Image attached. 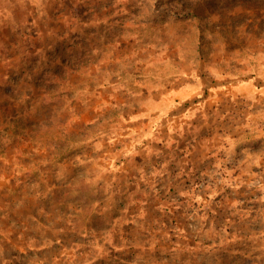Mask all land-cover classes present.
I'll use <instances>...</instances> for the list:
<instances>
[{"label": "rangeland", "instance_id": "1", "mask_svg": "<svg viewBox=\"0 0 264 264\" xmlns=\"http://www.w3.org/2000/svg\"><path fill=\"white\" fill-rule=\"evenodd\" d=\"M0 76V154L76 163L0 264H264V0H0Z\"/></svg>", "mask_w": 264, "mask_h": 264}, {"label": "crops", "instance_id": "2", "mask_svg": "<svg viewBox=\"0 0 264 264\" xmlns=\"http://www.w3.org/2000/svg\"><path fill=\"white\" fill-rule=\"evenodd\" d=\"M57 16L63 20L64 13ZM37 92V98L48 101L45 92ZM57 102L54 109L58 112L63 108L59 109L60 102ZM21 114L26 115L27 110ZM55 155L49 145H37L20 133L8 138L0 154V231L6 232L7 241L17 242L18 248L48 247L60 239L56 234L70 229L71 223L62 204L54 197V185L44 189L43 183L55 174L64 181L74 179L73 164L76 166V163L68 159L72 157L56 162ZM41 232L47 233L49 238H39Z\"/></svg>", "mask_w": 264, "mask_h": 264}, {"label": "trees", "instance_id": "3", "mask_svg": "<svg viewBox=\"0 0 264 264\" xmlns=\"http://www.w3.org/2000/svg\"><path fill=\"white\" fill-rule=\"evenodd\" d=\"M75 177H76V176H75ZM75 177H74V178H75ZM53 180L56 181L55 183H58V182H59V179H57V178H55V177H54ZM54 194H55V191H54ZM57 194H58V193H56L55 196H57ZM74 200H75V199H74Z\"/></svg>", "mask_w": 264, "mask_h": 264}]
</instances>
